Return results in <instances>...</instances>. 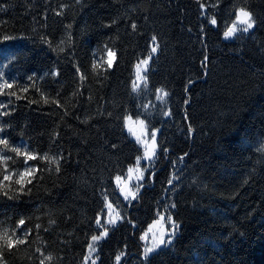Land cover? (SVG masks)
I'll return each instance as SVG.
<instances>
[{"label": "trees", "instance_id": "1", "mask_svg": "<svg viewBox=\"0 0 264 264\" xmlns=\"http://www.w3.org/2000/svg\"><path fill=\"white\" fill-rule=\"evenodd\" d=\"M241 7L255 24L227 40ZM149 54L136 92V65ZM5 79L16 95H0V113H10L0 138L60 168L28 161L38 169L31 193L0 196V231L21 218L16 235L32 230L27 244L4 249L6 264H85L108 203L124 220L99 243L97 264L124 252L139 264H264V0H0ZM127 117L159 132L131 207L116 186L142 155ZM0 154L13 156L9 172L24 170L23 156L2 145ZM163 214L178 231L146 260L141 237Z\"/></svg>", "mask_w": 264, "mask_h": 264}, {"label": "snow or ice", "instance_id": "2", "mask_svg": "<svg viewBox=\"0 0 264 264\" xmlns=\"http://www.w3.org/2000/svg\"><path fill=\"white\" fill-rule=\"evenodd\" d=\"M203 6V5H201ZM213 25L216 24V20L215 18H212L210 21ZM237 23L242 25V28H238L237 27ZM255 24V21L252 19V14L247 11L245 8L241 7L238 10V14L236 15V22H234L231 27H229L227 29V31H225L224 35L225 37H232L235 36L236 33L238 31L241 32H248L249 29H251ZM132 28L135 30L136 29V25L133 23L132 24ZM12 37H8L5 36L4 39H11ZM155 37H153V41H155ZM156 47L154 46L151 49L152 53L156 52ZM109 54L111 57H115V53H112L111 50H108ZM152 59L151 54H149L147 59H144L142 61H140V63H138L136 65L137 69L139 70L140 68V64L145 65V71H147V65L149 63V61ZM205 60H207V57H205ZM107 65L108 68L112 67V59H109L107 61ZM93 69H95L96 64L95 62H93L92 65ZM77 71L79 72V68L77 67ZM56 75H58V73H56ZM87 77H85L83 74H81L80 79L83 81L85 80ZM28 79L30 81L34 80V77L29 76ZM137 80H142V81H146L147 77L146 76H141L139 71L137 73ZM14 86V82L10 83L7 79L3 80V83H0V95H9V96H14L16 95L15 92H5V89H12ZM139 87V85L134 81L133 82V90L135 91L137 88ZM22 91H27V87H24L21 89ZM163 91V90H160ZM58 95V94H57ZM75 95V93H74ZM164 95L166 96L167 93L164 92ZM42 99L44 100V103H49V98L44 96L43 93L41 94ZM19 98V97H18ZM35 102V101H33ZM52 103H56L58 104L59 101L53 99L51 101ZM0 107H7L6 104H4L3 102H0ZM9 112H3L0 113V115H9ZM129 119H131V117H129ZM141 124H143L144 122L141 121ZM5 132V126L0 125V133H4ZM0 145L3 146V149L6 151H10L12 153H15L16 156H23L24 157V163H25V168L23 171H19V170H13L11 172L8 171L9 165H8V161H14L13 156H4L3 154H0V161L3 162V174L0 175V196L3 197H7L9 200L12 199H19L20 195H27L31 193V189L28 188L27 191H25L26 185L31 184L32 183V179L35 178L34 173L38 170L36 166H31L28 165V161H34L37 159H41V160H48L50 161V163H55L56 164V171L59 172L60 168H59V160L56 157H49L47 154H45L44 156H39L38 154L34 153V152H30L27 149H25L23 152L21 151V148L18 146H13L10 145L9 140L7 138H0ZM62 158V157H61ZM149 159H151V156H149ZM49 171H51V169H48ZM131 171V169L129 170ZM13 177H15V179H13ZM142 179V177H140ZM120 178L117 177V180H119ZM169 183H171V181H169ZM15 184L18 187L16 189L13 190L12 185ZM10 191H14V195H10ZM128 197L125 196V199H127ZM133 198L134 195H133ZM108 207H111V205H108ZM173 207H175V205H173ZM54 223V221L52 222ZM108 223H115L114 220H110L108 221ZM0 224H2V221H0ZM25 224V220L23 218H21L18 221L17 227L13 228L11 230V234L9 233L8 229H4L3 231H0V264H6L5 261H3V252L4 249H7V251L10 253L14 248H19L22 245L27 244L28 241V237L31 235V229L30 228H25L20 235H16V232L19 231V226H23ZM97 224H100V221L97 220ZM37 228L40 227V225H36ZM178 225L175 222H172V226H171V230L167 233L161 232L158 238H154V244L152 247H147L145 248V259L147 260L149 258V254L154 253V251L160 250L161 246L167 247L170 246L172 244V239L174 238V236L176 235L177 231H178ZM47 231V229H45ZM108 234V230L105 228V230L100 234V235H93L91 237V241L92 243L88 244V250L89 253H94L96 251V243L103 239L104 237H106ZM165 235L168 236V239L165 238ZM37 252H41V249L37 248L36 249ZM89 257H85V261L87 259H89ZM46 260H52L53 257L51 255H48L45 257ZM98 259V257H97ZM121 259L120 256L116 257V261H119ZM40 264H45V260H41ZM93 264H95V260L93 261Z\"/></svg>", "mask_w": 264, "mask_h": 264}, {"label": "rangeland", "instance_id": "3", "mask_svg": "<svg viewBox=\"0 0 264 264\" xmlns=\"http://www.w3.org/2000/svg\"><path fill=\"white\" fill-rule=\"evenodd\" d=\"M237 27L242 28L243 26L237 23ZM240 32L241 31H238L237 33H240ZM225 39L228 40L230 39V37H225ZM150 63H151V60L149 61L147 65V71L149 69ZM138 71L141 76H146L147 71H145V65L140 64L139 70L137 69V67L135 68V80L134 81L139 85V87L135 90L136 92H140L145 87V83H146V81L137 80ZM141 121L143 120L135 119L132 117L131 119H129V117H127L126 119V122H125L126 130L129 136L142 149V155L138 158L137 162L131 168V171L128 172L126 177L119 179L116 183V186L118 188V191L120 193L122 200L124 201V203H128L130 207H131L132 202L138 198L140 189L142 188V186L144 185V182L146 181L147 173L149 169L152 168V166L154 165V162L158 154V136H159L158 130L150 129L147 126L146 122L143 121L144 123L141 124L140 123ZM149 156H151V159H149ZM140 177H142V179ZM133 195L135 198H133ZM125 196H127L128 198L125 199ZM108 205H111V207H108ZM110 220H114L115 223L114 224L108 223V221ZM123 220H124V216L122 215L121 211L117 209L115 206H113L112 204L108 203L106 205V210L104 212V215L101 216L99 219L100 221L99 225H100V228L102 229V232L106 228L109 233L110 229L116 227ZM172 222L173 221L169 215L163 214L162 216H160L158 220L153 222L146 229L143 236L141 237V242L144 248V252H145V248L153 246L155 242L154 238H158L161 232L167 233L171 230ZM106 237H104L103 239L99 240L96 243L95 245L96 251L94 253L90 254L88 250L86 257L90 256V258L85 261V264H93L94 260H95V264L98 263L99 261V259H97L98 249H99L98 245ZM165 238L168 239V236L165 235ZM173 240L174 238L172 239V242ZM163 247L164 246H161V248ZM126 254L127 253L124 252L123 254L119 255L121 259L119 261H116V264H139L140 259H134L132 256L128 257ZM144 257L145 255L143 253V258Z\"/></svg>", "mask_w": 264, "mask_h": 264}]
</instances>
